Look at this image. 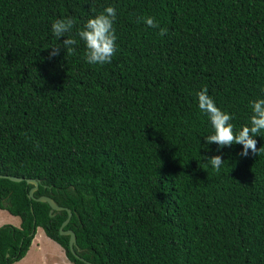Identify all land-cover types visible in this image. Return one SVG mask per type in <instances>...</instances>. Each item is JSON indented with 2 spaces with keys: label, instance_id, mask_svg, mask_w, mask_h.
Masks as SVG:
<instances>
[{
  "label": "trees",
  "instance_id": "obj_1",
  "mask_svg": "<svg viewBox=\"0 0 264 264\" xmlns=\"http://www.w3.org/2000/svg\"><path fill=\"white\" fill-rule=\"evenodd\" d=\"M108 6L116 52L91 65L76 33ZM69 17L72 55L51 29ZM205 87L236 132L249 123L264 98V0H0V175L37 180L35 198L72 212L64 229L85 261L264 264V131L247 157L206 145ZM31 188L0 178V210L20 221L0 227V264L23 259L38 228L86 264L59 233L66 211L51 217Z\"/></svg>",
  "mask_w": 264,
  "mask_h": 264
},
{
  "label": "clouds",
  "instance_id": "obj_2",
  "mask_svg": "<svg viewBox=\"0 0 264 264\" xmlns=\"http://www.w3.org/2000/svg\"><path fill=\"white\" fill-rule=\"evenodd\" d=\"M116 19V10L112 6L106 7L103 12L87 20L83 28L76 33L86 46V62L91 65H105L110 63L116 52V35L113 26ZM138 23H143L148 28L157 29L159 23L154 17H139ZM77 23L74 17L56 19L51 29L53 35L62 40L63 49L69 55L75 51L77 39L74 37L65 38V34L72 31ZM159 35H167V29L160 28ZM60 47L51 48L50 57L59 55ZM197 105L204 113L213 128V134L205 137V144H216L217 151L225 147L240 145L242 150L239 153L242 157H247L249 153L255 155L258 152L257 140L255 137L264 131V98L251 102V116L249 123L242 126L239 132L235 131V126L230 122L233 117L222 111L215 100L208 94V89L202 88L197 94ZM211 167L219 171L225 164L221 156L216 155L209 159Z\"/></svg>",
  "mask_w": 264,
  "mask_h": 264
},
{
  "label": "rangeland",
  "instance_id": "obj_3",
  "mask_svg": "<svg viewBox=\"0 0 264 264\" xmlns=\"http://www.w3.org/2000/svg\"><path fill=\"white\" fill-rule=\"evenodd\" d=\"M20 221L6 210H0V227L18 228ZM14 264H71L64 256L62 248L47 238L38 228L26 256Z\"/></svg>",
  "mask_w": 264,
  "mask_h": 264
},
{
  "label": "water",
  "instance_id": "obj_4",
  "mask_svg": "<svg viewBox=\"0 0 264 264\" xmlns=\"http://www.w3.org/2000/svg\"><path fill=\"white\" fill-rule=\"evenodd\" d=\"M0 178H6L9 179L13 182H22L25 181L27 184L32 185V188L29 190L28 192V197L35 200L36 202H40V203H46L50 210H49V215L52 217L54 214V212H60L65 210L67 213V218L65 219V221L61 224L60 228H59V233L62 236H68L69 240H68V246L69 249L71 251V253L78 259H80L81 261L85 262L86 264H95V263H91L88 261H85L83 258L79 257V253L81 252L80 248L77 246L76 244V236L74 234V232L72 230H65L64 228L67 226V224L70 221V218L72 216V212L64 207H60L58 206L55 201L47 196H41L39 198H35L34 197V193L37 191L38 186H39V182L37 180L34 179H27V178H20V177H13V176H5V175H0Z\"/></svg>",
  "mask_w": 264,
  "mask_h": 264
},
{
  "label": "crops",
  "instance_id": "obj_5",
  "mask_svg": "<svg viewBox=\"0 0 264 264\" xmlns=\"http://www.w3.org/2000/svg\"><path fill=\"white\" fill-rule=\"evenodd\" d=\"M45 235V234H44Z\"/></svg>",
  "mask_w": 264,
  "mask_h": 264
}]
</instances>
